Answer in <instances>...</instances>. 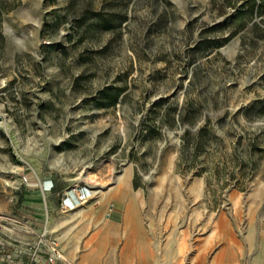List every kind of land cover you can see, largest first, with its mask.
Masks as SVG:
<instances>
[{"label":"rangeland","instance_id":"1","mask_svg":"<svg viewBox=\"0 0 264 264\" xmlns=\"http://www.w3.org/2000/svg\"><path fill=\"white\" fill-rule=\"evenodd\" d=\"M83 183L77 264H264V0H0L4 239Z\"/></svg>","mask_w":264,"mask_h":264},{"label":"crops","instance_id":"2","mask_svg":"<svg viewBox=\"0 0 264 264\" xmlns=\"http://www.w3.org/2000/svg\"><path fill=\"white\" fill-rule=\"evenodd\" d=\"M51 183H54V189L57 190V186L53 179H47L45 180V186L40 185L39 193L37 195L35 194V189L32 191V188H28L25 192V196H35V201L37 203H40L39 201L46 202L47 198V192L52 193L51 189L47 188ZM46 187V188H45ZM47 190V191H46ZM59 200H62V194ZM93 210L96 209V205L90 206L85 204L77 207L74 210L71 211L68 216H66L65 222H69L70 227L65 229L64 232L60 233L59 229L57 232L59 235V238L62 243V248L66 252L67 256L74 260L76 263H79L80 261L84 262L86 252L88 251L87 248H84L82 246V242H80V239L78 235L75 236V240L73 239V230L77 229V234L79 233H85L90 232V230H84V227L82 226V216H84L86 210ZM36 213V212H35ZM23 215V214H22ZM17 215L15 218V222H13V231L11 235V241H7L4 239L3 233H5V229L0 230V264H29L31 262V254L33 251V247L36 244V238L38 235L37 229L39 228V223L36 221L37 216H31L26 213V216ZM21 216V217H20ZM17 221V222H16ZM64 225V224H63ZM82 226V227H81ZM100 226H95L91 231H96V228L98 229ZM136 229V226L134 227ZM5 231V232H4ZM98 234L101 233V230L96 231ZM62 234V235H61ZM83 238V237H82ZM74 241V242H73ZM97 242V249H104L106 248L103 243L99 240V238H96ZM95 241V242H96ZM155 250L152 257L149 256L148 252L144 251V247L140 248L143 251H140L139 253V264H151V260L154 262V264H158V262L162 259L163 251L162 248L160 249L158 246L160 245L158 243V240L155 242ZM96 245V244H95ZM96 249V250H97ZM132 249V248H131ZM133 250V249H132ZM86 251V252H85ZM41 254H45V250H42ZM95 259L100 258V254L97 251V254L94 255ZM148 260L150 263H148Z\"/></svg>","mask_w":264,"mask_h":264},{"label":"built area","instance_id":"3","mask_svg":"<svg viewBox=\"0 0 264 264\" xmlns=\"http://www.w3.org/2000/svg\"><path fill=\"white\" fill-rule=\"evenodd\" d=\"M24 180L29 181L28 175H24ZM53 187L54 183H51L47 188L52 190ZM93 191L91 185L86 183L77 187H68L62 193V206L67 210H74L89 201L94 195ZM38 236L29 264H77L67 256L58 236L49 234L47 229L38 232ZM42 250H45L44 255L41 254Z\"/></svg>","mask_w":264,"mask_h":264},{"label":"bare ground","instance_id":"4","mask_svg":"<svg viewBox=\"0 0 264 264\" xmlns=\"http://www.w3.org/2000/svg\"><path fill=\"white\" fill-rule=\"evenodd\" d=\"M93 193H94V191H93ZM64 223H65V221L62 222V223L57 222V223L54 224V220H53L52 222L50 221V225H49L48 229H49L51 232H55V233H57V232L59 231V229L63 226ZM217 260H219V257H218Z\"/></svg>","mask_w":264,"mask_h":264},{"label":"trees","instance_id":"5","mask_svg":"<svg viewBox=\"0 0 264 264\" xmlns=\"http://www.w3.org/2000/svg\"><path fill=\"white\" fill-rule=\"evenodd\" d=\"M254 7H255V6H252L251 11H249V13L253 11V8H254ZM247 12H248V11L243 12V11L241 10V11H239L237 14L240 16V15L246 14ZM257 26H259V24H258L257 22H253V27H257Z\"/></svg>","mask_w":264,"mask_h":264}]
</instances>
